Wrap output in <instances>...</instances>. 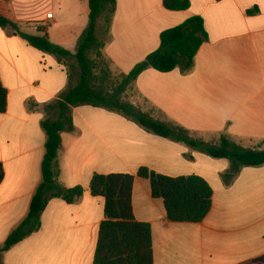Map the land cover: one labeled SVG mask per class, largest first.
Masks as SVG:
<instances>
[{"label": "crops", "instance_id": "0c3cea01", "mask_svg": "<svg viewBox=\"0 0 264 264\" xmlns=\"http://www.w3.org/2000/svg\"><path fill=\"white\" fill-rule=\"evenodd\" d=\"M190 1L188 9L176 11L166 9L163 0H116L103 56L120 78L158 48L163 30L202 16L208 39L192 70L147 68L126 98L194 137L215 142L224 133L244 147L263 149L264 0ZM89 13V0H0V14L22 31L46 35L70 51ZM0 78L8 91L7 109L0 112L1 244L26 217L42 180L43 105L76 85L78 70L72 58L60 61L0 27ZM72 122L71 130L61 132L59 181L65 187L81 185L83 194L73 203L51 198L40 228L3 252L2 264H94L105 219L104 197L89 189L95 173L135 176L133 212L136 220L151 225L154 264H264V165L243 167L226 185L222 174L229 160L146 131L117 112L76 106ZM141 166L206 179L213 191L206 217L170 220L163 200L152 196L149 180L137 176Z\"/></svg>", "mask_w": 264, "mask_h": 264}, {"label": "trees", "instance_id": "16d2710c", "mask_svg": "<svg viewBox=\"0 0 264 264\" xmlns=\"http://www.w3.org/2000/svg\"><path fill=\"white\" fill-rule=\"evenodd\" d=\"M190 4V0H163L164 7L169 10H186ZM115 6L116 0H89L88 24L74 51L51 42L46 35L26 33L18 23L0 14V27L11 34L20 35L37 49L56 55L60 61L72 58L73 66L78 70L76 85L68 87L56 99L43 105L46 116L41 124L46 133V142L41 166L42 180L31 198L26 217L0 244V264L3 252L40 228L41 215L51 198L60 197L73 203L83 194L81 185L65 187L59 181L61 132L73 128V107H103L125 116L146 131L182 142L213 158L229 160L230 167L222 174L226 185L243 167L264 165V148L244 147L224 133L215 142L194 137L189 129L159 119L126 98L129 86L147 68L152 67L160 72L179 68L182 73L192 70L199 48L208 39L203 17L193 15L181 24L163 30L158 48L136 63L128 73L115 78L103 56ZM7 96V88L0 78V112L7 109ZM186 156L192 157L190 154ZM4 174V165L0 160V183ZM137 176L149 180L152 196L163 200L167 216L172 221L200 222L211 209L212 187L199 175L170 176L141 166ZM134 178L130 173H95L90 181L91 194L105 199V219L100 224L94 264H154L151 225L136 220L133 212Z\"/></svg>", "mask_w": 264, "mask_h": 264}, {"label": "built area", "instance_id": "2783aa9c", "mask_svg": "<svg viewBox=\"0 0 264 264\" xmlns=\"http://www.w3.org/2000/svg\"><path fill=\"white\" fill-rule=\"evenodd\" d=\"M47 17H48V18H51V17H52V13H49V14L47 15Z\"/></svg>", "mask_w": 264, "mask_h": 264}, {"label": "rangeland", "instance_id": "374dc122", "mask_svg": "<svg viewBox=\"0 0 264 264\" xmlns=\"http://www.w3.org/2000/svg\"><path fill=\"white\" fill-rule=\"evenodd\" d=\"M239 144V143H238ZM239 145H241V144H239Z\"/></svg>", "mask_w": 264, "mask_h": 264}]
</instances>
